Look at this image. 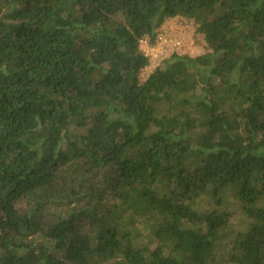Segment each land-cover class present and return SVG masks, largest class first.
Segmentation results:
<instances>
[{
  "label": "trees",
  "instance_id": "trees-1",
  "mask_svg": "<svg viewBox=\"0 0 264 264\" xmlns=\"http://www.w3.org/2000/svg\"><path fill=\"white\" fill-rule=\"evenodd\" d=\"M217 255L264 264V0H0V264Z\"/></svg>",
  "mask_w": 264,
  "mask_h": 264
},
{
  "label": "built area",
  "instance_id": "built-area-1",
  "mask_svg": "<svg viewBox=\"0 0 264 264\" xmlns=\"http://www.w3.org/2000/svg\"><path fill=\"white\" fill-rule=\"evenodd\" d=\"M170 20L165 24L162 23L163 26L156 30L153 38L141 36L138 39L139 51L147 59V65L154 68L172 54H188L189 52L185 47V41L188 38L184 29Z\"/></svg>",
  "mask_w": 264,
  "mask_h": 264
},
{
  "label": "rangeland",
  "instance_id": "rangeland-1",
  "mask_svg": "<svg viewBox=\"0 0 264 264\" xmlns=\"http://www.w3.org/2000/svg\"><path fill=\"white\" fill-rule=\"evenodd\" d=\"M168 18V17H167ZM166 18V19H167ZM170 18V17H169ZM165 19V20H166ZM164 20V21H165ZM170 21H175L176 24H179L180 26H182V28L184 29L186 35H187V41H185V47L187 48V43H190L192 46H194L197 50V52L199 53H203L205 51V42L202 38L201 34H198L195 31V24L191 19L182 17V16H177L176 19L170 20ZM154 69V67L146 65L145 67H143L141 69V71L139 72L138 75V79L140 82L144 81L145 78L147 77V75ZM203 201H206L205 199ZM202 205V203H201ZM237 214H233L231 217V220L235 221ZM217 260H216V264H226V261L224 260V258L220 257V256H216Z\"/></svg>",
  "mask_w": 264,
  "mask_h": 264
},
{
  "label": "crops",
  "instance_id": "crops-1",
  "mask_svg": "<svg viewBox=\"0 0 264 264\" xmlns=\"http://www.w3.org/2000/svg\"><path fill=\"white\" fill-rule=\"evenodd\" d=\"M177 16H174V17H168L164 22H163V24H165V23H167V21L168 20H170V19H174V18H176ZM163 24L161 25V26H163ZM160 26V27H161ZM197 48V47H196ZM194 46H192L190 43H187V49H188V54L189 55H197L198 54V52L196 51L197 49H196Z\"/></svg>",
  "mask_w": 264,
  "mask_h": 264
}]
</instances>
